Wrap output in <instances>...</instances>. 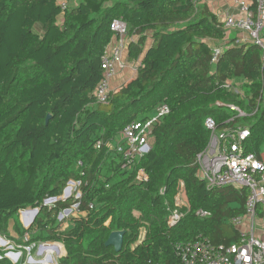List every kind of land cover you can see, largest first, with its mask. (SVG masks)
Returning <instances> with one entry per match:
<instances>
[{
    "label": "trees",
    "instance_id": "16d2710c",
    "mask_svg": "<svg viewBox=\"0 0 264 264\" xmlns=\"http://www.w3.org/2000/svg\"><path fill=\"white\" fill-rule=\"evenodd\" d=\"M60 1L0 0V235L20 241L27 234L28 246L63 244L56 264H180L176 244L199 234L238 241L230 220L245 213L249 189H209L197 156L210 141L206 118L223 129L235 114L217 101L255 111L240 120L251 123L249 151L260 153V47L233 38L222 46L227 30L204 0H82L65 8ZM115 20L127 24V59L137 72L98 102L94 90ZM216 47L223 50L214 63ZM227 80L241 81L242 94L224 87ZM161 104L169 111L154 125L151 150L122 167L123 141L113 142ZM141 168L148 180H137ZM70 180L79 182L80 196L63 199ZM181 181L188 206L170 226ZM47 198L57 200L48 205ZM75 204L81 214L61 229L60 212ZM36 207L25 228L19 212ZM115 230L124 231L119 252L106 245ZM5 253L0 247V264H18Z\"/></svg>",
    "mask_w": 264,
    "mask_h": 264
},
{
    "label": "built area",
    "instance_id": "2783aa9c",
    "mask_svg": "<svg viewBox=\"0 0 264 264\" xmlns=\"http://www.w3.org/2000/svg\"><path fill=\"white\" fill-rule=\"evenodd\" d=\"M204 1L210 3L216 0ZM232 2L236 12L228 11L222 19L219 17L227 30L226 40L222 46L231 43V38L238 44L252 42L259 46L264 78V34H262L264 31V0H232ZM60 5L65 8L68 1H60ZM113 29L116 35L107 46L103 56V77L94 90V96L98 102L108 100L113 89L112 78L116 73L123 72L127 68H134L132 69L134 73L137 72V65H132L127 59L129 38L126 22L115 20ZM222 50L223 47L214 49V63L218 61ZM224 87L239 94L243 91L241 81L236 83L234 80H227ZM216 103L219 106L229 107L235 114L227 120V125L223 129L219 128L214 118H206L205 125L210 131V141L197 156L198 176L205 181L209 189L222 186L249 189L245 213L234 216L230 220L239 233V239L232 243H214L208 237L199 234L193 240L177 243L175 249L180 264H264V211L263 214L258 211V205L264 204V161L260 153L249 151L251 123L240 120L252 116L255 111L247 113L236 104L222 101ZM168 111L169 107L161 104L154 116L134 120L124 128L123 138L120 139L123 143L119 140L120 143L117 144L118 152L123 155L122 167L129 166L135 158L149 153L153 144L154 125ZM137 180H148L144 169H139ZM182 206H188L184 187L177 194L176 207L172 209L168 217L170 226L177 224L183 217L184 213L180 211ZM196 214L210 215L203 209H199ZM145 234L146 229L142 227L138 243L144 239ZM46 245L48 244L43 246Z\"/></svg>",
    "mask_w": 264,
    "mask_h": 264
},
{
    "label": "rangeland",
    "instance_id": "374dc122",
    "mask_svg": "<svg viewBox=\"0 0 264 264\" xmlns=\"http://www.w3.org/2000/svg\"><path fill=\"white\" fill-rule=\"evenodd\" d=\"M61 1H63V0H61ZM80 1H82V0H78V1H76V3L75 2H73V3L71 2L70 5L78 4ZM262 34H264V31L262 32ZM132 69H134V68H132ZM123 71H125V70H123ZM133 72H134V70H133ZM118 74L116 73V75L112 79H114ZM122 138H123L122 134L118 135L116 140L113 143L115 144L117 141H119ZM260 152H261L262 158H264V142L261 144ZM78 186H79V182L78 181H74L73 183L68 184L67 187H70V189H71L70 194L67 195L64 192L61 197L63 199H67L68 197L72 196L73 194H75V198L79 197L80 193L77 190ZM182 187H184V182L183 181L180 182L178 193L182 190ZM181 195L183 196V192H181ZM56 200L57 199H51V198L49 199V198H47L45 202H46V204L51 205ZM76 206H77V204H75L73 206V208H66L62 212H60V214L58 216V219L62 220L61 229H65L69 225H71V219H70L71 217L70 216H74L75 217V216H79L81 214V212H79L75 208ZM28 210H30V208L26 209L25 211H20L19 212V220H20L21 224L25 228H26V226L28 224V222H26V221H28L27 218L29 216V215L26 214V213H29ZM11 230H12L11 234H13L14 236L17 237L18 233L15 232L13 228H11ZM0 237L3 238V240L6 242V245L0 244V247L3 250H5V252H6L5 254L6 255L10 256V254H15L17 256V260H15L16 258H12V257H10V259H12V261L15 260L16 261L15 263H18V264H40L39 262L43 261L48 256H50L52 258V264H56L57 260L61 256L66 254V250H65L63 244L57 243V242H39V243H33V244L28 246L26 244L27 241H28V238H29V237H27V234L24 235L23 237H21L20 241H19V236H18V238L16 240H13L11 237H8V235H0ZM44 244H48L49 246L50 245H56V251H54L52 253L44 251L43 249L46 247V246H44L42 248V246ZM18 254H19V256H18ZM31 260H33V262H30Z\"/></svg>",
    "mask_w": 264,
    "mask_h": 264
},
{
    "label": "crops",
    "instance_id": "0c3cea01",
    "mask_svg": "<svg viewBox=\"0 0 264 264\" xmlns=\"http://www.w3.org/2000/svg\"><path fill=\"white\" fill-rule=\"evenodd\" d=\"M70 4L71 2H75L78 0H66ZM210 9L221 19L223 16L229 11L230 13H235V6L233 5L232 0H216L214 2L209 3ZM132 65H134L132 63ZM136 67V66H135ZM136 73L133 72L131 68L125 69V71L120 72L112 81V87L116 88L120 86L124 81H126L129 77L134 76ZM260 157L264 161V158L261 156L260 152ZM136 215H139L138 212H135Z\"/></svg>",
    "mask_w": 264,
    "mask_h": 264
},
{
    "label": "water",
    "instance_id": "95a60500",
    "mask_svg": "<svg viewBox=\"0 0 264 264\" xmlns=\"http://www.w3.org/2000/svg\"><path fill=\"white\" fill-rule=\"evenodd\" d=\"M49 119H50V116L47 117V122L49 121ZM72 182H73L72 180L69 181V183H72ZM64 192L67 195H69V193H70L69 187H66ZM52 199H56V198H52ZM39 210H40V207L30 208L31 212L32 211H36V213L33 216H31V220L28 222L26 228H29L31 226V224L33 223L34 219L36 218ZM123 243H124V231L123 230H115V231H113L110 234V236L108 237L107 241H106V245L114 246V248H115V250L117 252H119L122 249ZM6 256L10 258L9 255H6ZM13 262H16V261L13 260Z\"/></svg>",
    "mask_w": 264,
    "mask_h": 264
},
{
    "label": "bare ground",
    "instance_id": "6f19581e",
    "mask_svg": "<svg viewBox=\"0 0 264 264\" xmlns=\"http://www.w3.org/2000/svg\"><path fill=\"white\" fill-rule=\"evenodd\" d=\"M69 190H70V188H69ZM68 191V190H67ZM29 211V213H26L27 215H29L28 216V221H26V222H29L30 220H31V216H33L35 213H36V211H30V210H28ZM0 244H2V245H6V242L3 240V238H1L0 237ZM44 246H42V248H43ZM46 248V249H45ZM43 250L44 251H47V252H50V253H52V252H54V251H56V245H46V247H45ZM61 248V247H60ZM64 251V250H63ZM18 256H19V254H18ZM10 257H12V258H16L15 260H17V256L15 255V254H10ZM19 259V258H18ZM30 262H33V260H31ZM35 262V261H34ZM40 264H52V258L50 257V256H48V257H46L43 261H40L39 262Z\"/></svg>",
    "mask_w": 264,
    "mask_h": 264
}]
</instances>
